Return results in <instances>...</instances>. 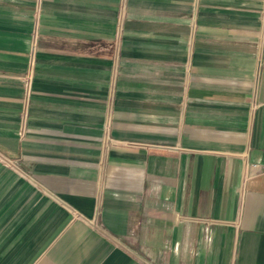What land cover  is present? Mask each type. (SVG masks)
Wrapping results in <instances>:
<instances>
[{
	"label": "crops",
	"instance_id": "0c3cea01",
	"mask_svg": "<svg viewBox=\"0 0 264 264\" xmlns=\"http://www.w3.org/2000/svg\"><path fill=\"white\" fill-rule=\"evenodd\" d=\"M264 0H0V264H264Z\"/></svg>",
	"mask_w": 264,
	"mask_h": 264
},
{
	"label": "built area",
	"instance_id": "2783aa9c",
	"mask_svg": "<svg viewBox=\"0 0 264 264\" xmlns=\"http://www.w3.org/2000/svg\"><path fill=\"white\" fill-rule=\"evenodd\" d=\"M37 3H41L42 0H34ZM261 170L264 172V163L260 166Z\"/></svg>",
	"mask_w": 264,
	"mask_h": 264
}]
</instances>
